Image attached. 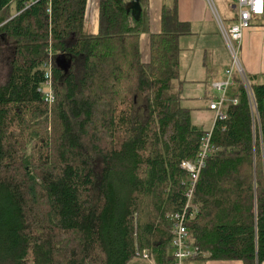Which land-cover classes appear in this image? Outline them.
I'll return each instance as SVG.
<instances>
[{
  "label": "trees",
  "instance_id": "obj_1",
  "mask_svg": "<svg viewBox=\"0 0 264 264\" xmlns=\"http://www.w3.org/2000/svg\"><path fill=\"white\" fill-rule=\"evenodd\" d=\"M129 1L99 0L94 32L90 0H0V38L13 47L0 84V264L173 262L170 214L185 203L188 174L180 164L209 130L184 104L190 23L164 4L152 32L149 0L139 20ZM46 61L51 107L39 91ZM247 76L259 121L235 74L238 102L214 124L216 151L187 225L198 257L264 264V82Z\"/></svg>",
  "mask_w": 264,
  "mask_h": 264
},
{
  "label": "crops",
  "instance_id": "obj_2",
  "mask_svg": "<svg viewBox=\"0 0 264 264\" xmlns=\"http://www.w3.org/2000/svg\"><path fill=\"white\" fill-rule=\"evenodd\" d=\"M232 1V8L234 9L236 1ZM174 3L177 4L180 20L189 22L191 26V33L183 36L186 38L192 36L197 32L196 30L205 34V40L202 44L203 52L199 55L200 59L198 56L194 70L191 67L193 65L191 59L193 56L188 59V64L191 68L189 70L187 68V75L189 77L187 78L186 75L184 78L186 81L184 86V104L191 108L192 113L197 116L198 124L195 122L194 124L198 126L203 125V127L209 124L211 127L209 130H211L215 124V116L203 110L208 106L209 102L206 98L209 93V83L213 80H222L225 78V70L230 66L228 64L231 62L230 52L224 38L214 36V32L211 30L209 24H207L210 20L214 21L215 19L208 8L209 6L206 0H149L152 32H159L161 30L163 5L167 4L171 6ZM260 18V23L255 22L244 33L240 48V59L247 75L256 77L258 82H264V16ZM88 20L90 29L96 32L99 20V0H90L88 5ZM141 45L143 51L148 49V34L142 35ZM145 258L138 257L133 261L146 260L149 264H155L149 257ZM184 264H243V262L237 259L215 260L196 257L185 260Z\"/></svg>",
  "mask_w": 264,
  "mask_h": 264
},
{
  "label": "built area",
  "instance_id": "obj_3",
  "mask_svg": "<svg viewBox=\"0 0 264 264\" xmlns=\"http://www.w3.org/2000/svg\"><path fill=\"white\" fill-rule=\"evenodd\" d=\"M31 1L33 2V0ZM235 1L234 10L237 15H235V19L230 24H227L219 12L215 0H206L232 59L230 66L225 70V78L212 82L213 98L210 100L209 108L215 111V122L218 119L223 120L227 118L226 107L228 104H236L238 102V98L231 94V89L236 86L234 76L238 74L247 89L251 101L253 118L257 122L259 121V113L250 81L241 63L240 48L245 31L252 26V19L264 16V0ZM43 68L45 71L44 81L41 83L39 91L42 92L44 100L51 107L56 99L53 87L52 62H44ZM212 129L202 137L201 147L197 154L192 158L183 159L180 164L181 168L188 174L182 179V185L184 187L182 191L185 203L181 209L170 214L172 221V264H184L185 260L196 258L202 253L199 246L191 243L187 220L199 212V206L195 201L198 180L202 170L207 165L209 157L216 151V147L212 144Z\"/></svg>",
  "mask_w": 264,
  "mask_h": 264
},
{
  "label": "rangeland",
  "instance_id": "obj_4",
  "mask_svg": "<svg viewBox=\"0 0 264 264\" xmlns=\"http://www.w3.org/2000/svg\"><path fill=\"white\" fill-rule=\"evenodd\" d=\"M215 3H216V6H217L219 12L221 13L224 20L226 21V23L230 24L231 21L235 18V15H237L235 13V10L232 8L233 1L232 0H215ZM209 10H210V8H209ZM255 22L260 23L261 18L260 17L253 18L251 24L253 25ZM216 23L217 22H215V20L214 21L210 20L207 24H209L211 30L214 32V36H216L218 38L223 37V36H221L222 35L221 31L219 29L218 24H216ZM196 31L197 32H195V34H193L192 36H189L187 38L183 36V38L181 40L182 47H183V51H182V55H181V72H182L183 78H185L186 75L188 74L187 68L189 70V68L192 67L194 70L196 61L198 60V56L203 52V47H202L203 45L202 44L205 40V38H204L205 34L199 30H196ZM12 54H13L12 45L9 44L5 40V38H0V84L5 82V80L7 78V74H8L9 69H10L9 62L11 60ZM189 57H192L191 59H192L193 65L191 67L188 64ZM199 59H200V56H199ZM230 60L232 62L231 58H230ZM227 63H229V61H227ZM227 63H226V66H227ZM230 63L228 64V66L230 65ZM188 77H189V75H187V78ZM209 103H210V100L208 102V106L205 107L203 110L207 111L208 113H211L212 116H215V111H213L209 108ZM192 120H193V122L198 124L197 116L193 113H192ZM200 126L203 127V125H200ZM205 126L206 127H203V128L206 130H209L211 128L209 124H206ZM50 128H51V125H50ZM143 258L146 259L145 257H143ZM131 264H149V262H147L146 260H137V261L131 262Z\"/></svg>",
  "mask_w": 264,
  "mask_h": 264
},
{
  "label": "water",
  "instance_id": "obj_5",
  "mask_svg": "<svg viewBox=\"0 0 264 264\" xmlns=\"http://www.w3.org/2000/svg\"><path fill=\"white\" fill-rule=\"evenodd\" d=\"M127 11L131 13V15L136 19L139 20L141 13H142V5L140 3V0H131L127 4ZM57 62L63 63V58L58 57Z\"/></svg>",
  "mask_w": 264,
  "mask_h": 264
}]
</instances>
